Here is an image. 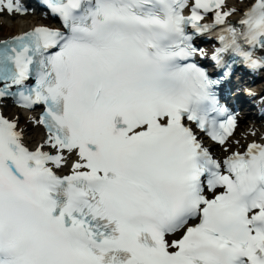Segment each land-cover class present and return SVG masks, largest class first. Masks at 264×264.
<instances>
[{"label":"snow or ice","instance_id":"snow-or-ice-1","mask_svg":"<svg viewBox=\"0 0 264 264\" xmlns=\"http://www.w3.org/2000/svg\"><path fill=\"white\" fill-rule=\"evenodd\" d=\"M42 2L67 34L0 41V100L43 105L33 123L46 131L30 150L0 115V264H264V145L219 161L187 123L229 152L237 121L220 81L188 62L205 55L189 29L222 26L218 66L230 50L264 70V0L242 31L226 0ZM3 11L26 9L0 0ZM208 13L214 24L200 23Z\"/></svg>","mask_w":264,"mask_h":264},{"label":"bare ground","instance_id":"bare-ground-1","mask_svg":"<svg viewBox=\"0 0 264 264\" xmlns=\"http://www.w3.org/2000/svg\"><path fill=\"white\" fill-rule=\"evenodd\" d=\"M236 5V6H240V4L238 2H235V0H231L230 5ZM236 14L232 15V17H234ZM13 20V19H12ZM9 22V23H8ZM7 23H4L3 28L0 29V40L7 38L9 36L21 33L25 30H27L30 27V24H28L26 22V20H23L21 18H18L16 20L11 21L10 19H8ZM262 84H264V82H262ZM262 91L264 92V88L262 89ZM251 110L248 111H244L242 117H245L247 115V113H250ZM7 113H9L10 116L14 117V110L13 111H7ZM26 114V112H25ZM249 119L248 124L250 123V121H254L253 123L258 124L259 121L257 120V116L254 114H250V116L247 117ZM245 123V119L242 120L240 127H243V132L246 133V131H252L254 130V126H250L248 124H244ZM24 126V132L27 134L26 137V141L29 145H31L32 147H36L37 145L41 144L40 141L44 140V135L41 132L40 128L38 126H33L29 123L24 122L23 124Z\"/></svg>","mask_w":264,"mask_h":264},{"label":"rangeland","instance_id":"rangeland-1","mask_svg":"<svg viewBox=\"0 0 264 264\" xmlns=\"http://www.w3.org/2000/svg\"><path fill=\"white\" fill-rule=\"evenodd\" d=\"M8 19H10L11 21H13L11 18L9 17H0V29L3 28L4 23L8 22ZM9 23V22H8Z\"/></svg>","mask_w":264,"mask_h":264}]
</instances>
